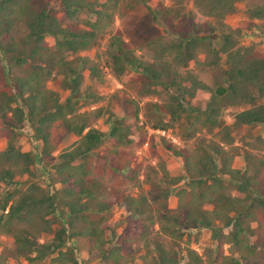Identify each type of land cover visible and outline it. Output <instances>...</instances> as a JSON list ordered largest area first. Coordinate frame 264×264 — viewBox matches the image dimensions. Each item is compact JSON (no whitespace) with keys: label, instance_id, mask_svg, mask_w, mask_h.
<instances>
[{"label":"trees","instance_id":"1","mask_svg":"<svg viewBox=\"0 0 264 264\" xmlns=\"http://www.w3.org/2000/svg\"><path fill=\"white\" fill-rule=\"evenodd\" d=\"M34 1L50 3L52 0H0V138L8 140L7 147L0 151V185L13 188L0 196V236L13 239L15 256L28 264H40L53 255L52 264H76V251L64 247L69 239L81 237L89 241L91 259L128 264V254L122 255L123 250L135 246L140 252L142 245L148 250V232L157 226L158 232L167 236L172 246L166 249L155 244V255L150 256L151 263L147 264H264V53L255 51V46L240 47V30L234 33L232 29H225L226 32L211 40L182 38L174 46L176 65L181 67L193 61L198 42H205L213 55L210 64L217 65L225 59L223 80L208 87L193 75L179 79V73L172 71L167 64L168 73L173 78L167 85L160 86L158 79L163 73L139 62L120 37H112L114 74L122 75L127 68L142 70L144 79L153 81L152 85H159L161 91L169 95L167 105L155 104L154 109L172 122L181 115H185L186 121L192 118L186 114L187 105L197 91L209 94L206 109L202 112L197 108L195 112L200 116L192 118L198 122L195 125L199 128L195 129L190 123L195 133L207 131L212 135L211 142L205 144L204 139L199 145L196 142L194 157L180 150L172 151L182 158L184 174L172 177L162 167L165 186L150 188L147 194L135 197L127 194L135 172L132 171L129 177H119L129 163L114 147L106 149L103 154V160L110 161L108 165L98 168L91 162L90 156L103 145L106 134L91 127L89 116L94 110L80 111L87 104L85 101L79 103L85 98H92L91 103L98 100V95L90 90L82 97L80 93L83 72L86 70L92 78L99 79L101 69L96 64L88 66L85 58L76 55L90 49L99 34L109 27L113 14L106 10L115 11L121 0H105L103 3L98 0L93 3L59 0L57 11L46 9L45 5L37 8ZM123 1H127L128 10L132 8V4L129 5L132 0ZM189 1L200 16L221 21L234 15L236 5L244 0ZM96 6L100 10H95ZM84 8L90 9L95 16L84 29L65 27L57 19V12L70 19ZM245 13L247 27L254 25L260 29L254 23L264 22V0L248 4ZM262 27L264 30V25ZM13 34L18 40H14ZM46 36L55 39V52L47 54L46 60L54 61L53 68L63 76L60 85L70 93L65 100L45 88L44 80L51 75V70L41 64L46 51L43 47ZM13 68L21 70L23 76L9 79L7 75ZM231 107L247 108L235 112L233 123L227 125L221 113ZM94 113L98 115L99 111ZM25 122L31 127L32 137L41 144L44 159L52 157L57 145L67 135L78 137L77 142L58 155L53 173L46 179V189L32 181L23 190L15 186L16 179L21 176L33 178L31 169L37 160L31 152L22 151L11 140L13 132ZM159 124L163 122L159 121L153 129L172 128L168 123L161 127ZM257 126L262 127V136L257 138L259 146L254 153L246 147L225 149L234 144V131ZM130 136L131 128L123 120L112 123L109 137L117 147L129 144ZM168 150L173 148L168 147ZM236 155L245 160L246 165L241 170L231 168ZM181 182L184 187L175 193L178 205L175 209H168V199ZM57 185L61 188L56 189ZM120 185L121 189L118 188ZM114 203L123 206L131 217H136L137 223H129L119 244L107 251L102 248V238L110 226L103 217H93L104 214ZM57 204L64 210V222L53 229L49 219L55 215ZM199 228L211 231L214 244L202 255L180 245L186 235ZM42 235H52L51 240L40 242ZM225 245L229 246V255L224 254ZM149 255L148 252L143 259L147 261ZM0 264H6L1 255Z\"/></svg>","mask_w":264,"mask_h":264},{"label":"rangeland","instance_id":"2","mask_svg":"<svg viewBox=\"0 0 264 264\" xmlns=\"http://www.w3.org/2000/svg\"><path fill=\"white\" fill-rule=\"evenodd\" d=\"M93 3L94 0H87ZM103 3L105 0H98ZM259 0H244L236 5V13L229 16L225 20H217L214 18H204L199 15L196 8L189 0H183L176 2L174 0H135L130 1L132 4L131 9H127L125 1L121 0L118 3V9L115 11L106 10L108 14H113L110 18L109 27L104 30L96 39L94 45L85 51L79 52L76 56L85 58L88 61V66L96 64L101 69L99 79H94L89 75L86 70L83 72V83L81 86L80 97L88 93V90L93 94L98 95V100L94 103L92 98L80 99L79 103L84 101L87 105L80 111H91L93 113L89 116L90 125L95 129H98L106 134L105 141L101 147L92 153L90 156L91 162H93L98 168H102L103 165L109 164V159L103 160L106 149L114 147L115 150L121 153V156L129 163V167L123 170L120 174L124 176H131L132 171L135 172V179L129 183L127 188V194L138 196L147 194L150 188H157L164 185V178H162V167L165 168L162 161L167 157H172L174 150H180L186 153L188 156L195 155L194 149L196 142L198 145L202 143L208 144L211 142L212 135L207 131H195L192 128V123L195 125L197 121H193L194 117L200 116L199 112H195L197 108L200 111H204L207 107L208 94L200 93L199 90L194 99L190 100L187 105L186 114L191 115V119L186 121L185 115H181L177 121L172 120L165 115H161L156 112L154 105L164 106L169 102V95L165 91H161L159 85H152L151 81L144 79L142 70L138 68H127L122 75L116 76L112 70L111 56L114 53V48L111 46L112 37H120L127 45V49L131 51L133 56L137 58L139 62L151 65L155 70L163 73L158 79V82L162 85H167L172 81V74L168 73V68L172 71L179 73L178 78L183 79L188 76H195L197 81L202 85L212 87L216 83L222 82L223 71L226 69L225 59H221L217 65L210 64L213 60V55L209 52L205 42H198L196 56L193 61L186 63L183 66H177L176 49L174 46L179 44L182 38H197L200 40H211L222 32H226L225 29H232L235 33L240 30L238 34V42L240 47L255 46V51L264 53V30L263 21H256L255 26L247 27L248 20L246 16V9L251 2H258ZM34 6L42 8V5L46 6V9L57 11L59 8V0H52L50 3H41L34 1ZM99 9V7L94 8ZM100 10V9H99ZM167 13V14H166ZM57 19L63 26L71 29H84L86 28L89 20L93 21L95 16L91 13L90 9H81L73 18H66L61 13L57 12ZM169 15V16H166ZM248 28V30H247ZM14 40H18L16 34H13ZM221 41V40H220ZM219 42V38L216 43ZM43 47L46 50L41 60V64L48 67L51 70L49 79L44 80L45 88L51 89L56 92L59 99L65 100L70 96V93L65 90L61 85L63 79L62 74L57 73V69L53 68V62L46 60L47 54L55 52V39L46 36ZM217 48L219 46H216ZM66 55L67 58L72 59L73 56ZM67 59V60H69ZM55 60V58H54ZM53 65V66H52ZM3 67H6V63L3 62ZM170 70V72H172ZM48 74V73H47ZM8 78H21L23 72L16 68H13L8 73ZM156 82V81H155ZM11 83H15L11 80ZM86 92V93H85ZM154 92V93H151ZM90 104V105H89ZM84 106V105H83ZM249 107V106H247ZM247 107H231L224 109L221 113L225 122L232 120V115ZM99 111L98 115L94 112ZM202 118V117H201ZM116 120H123L127 126L131 128V136L129 137L131 142L127 145L118 146L113 143V139L109 137V132L112 123ZM159 126L172 125L169 129L171 135L178 139L179 144L174 145L170 140L160 137L155 133L154 126L159 122ZM192 122V123H190ZM227 124V123H226ZM189 125V126H188ZM1 127V121H0ZM159 127V128H160ZM198 129L199 126H193ZM12 141L16 146H20L25 152H31L37 157L36 162L32 166L33 178L19 177L16 182L17 188L22 190L26 187L28 182H36L42 188L47 187L46 179H49V175L53 173V165L57 160L58 155L67 147L78 141V137L70 134L69 138H63L61 142L55 148L52 157L43 158L41 155V144L38 143L32 137V130L30 125L25 122L24 125L16 129L13 132ZM234 133V144L239 147H246L249 151L254 153L256 147L259 146L257 138L262 136V127H244L240 128ZM217 138V137H216ZM202 140V141H201ZM201 141V142H200ZM8 144V140L5 137L0 138V151H3ZM226 147L227 149H234L237 147ZM168 147L173 150H168ZM181 148V149H180ZM168 151V152H167ZM230 151V150H229ZM42 156V157H41ZM109 157V154L106 156ZM42 158V159H41ZM169 160V159H168ZM178 162L171 161L170 168L174 167V174L179 177L181 174L180 165ZM111 164V163H110ZM245 164L244 158L236 159L234 165L241 168ZM166 170V169H165ZM121 183V182H120ZM122 184V183H121ZM165 186V185H164ZM184 185L181 182L179 187H175V190L183 188ZM61 188L59 185L56 189ZM121 189V185L118 187ZM13 188H7L0 185V196L6 194L7 190L12 191ZM56 212L54 216L50 217V221L53 223L52 228L56 229L60 226V222H64L62 213L64 210L57 204ZM103 217L106 223L109 224L110 229L104 234L102 241L105 250H109L111 247L119 244L120 236L129 228V223L136 222V217H131L123 206H119L116 203L102 215H94V219ZM63 218V220H62ZM112 228V229H111ZM113 231V232H112ZM52 235H42L40 242H47L51 240ZM209 232L200 231L198 233H192L191 244L199 241L201 245H195L194 248L200 250L203 246L211 244L209 239ZM188 240L186 236L181 246H185L184 241ZM146 241L148 243L146 247L142 245V250L136 251V247L124 249L122 255H127L126 262L129 264H147L151 263L150 256L155 255V247L157 244L159 247L169 248L172 246L171 241L167 236H164L158 232V227L155 226L148 232ZM214 244L208 246L211 247ZM89 241L85 238L69 239L65 245V249H73L76 251V264H109L108 262L98 259H91L89 255ZM207 247V248H208ZM224 251L228 252L229 246L223 247ZM150 253L147 261L143 259L144 255ZM0 255L6 259V264H28L26 260L21 257H16L14 254L13 239L8 236H0ZM55 255L48 257L40 264H52ZM184 262V261H183Z\"/></svg>","mask_w":264,"mask_h":264},{"label":"crops","instance_id":"3","mask_svg":"<svg viewBox=\"0 0 264 264\" xmlns=\"http://www.w3.org/2000/svg\"><path fill=\"white\" fill-rule=\"evenodd\" d=\"M198 92V91H197ZM199 93V92H198ZM200 93H206L205 91H200ZM208 94V93H207ZM208 97H209V94H208ZM227 123V125H231L232 123H233V121L230 119V122H226ZM241 128H244V127H241ZM232 136L234 137V133H232ZM70 137V135H67V137L66 138H69ZM175 138V137H174ZM176 139V138H175ZM176 144H179V141H178V139H176V143L174 144V145H176ZM234 147H239V146H235V144H234ZM181 149V148H180ZM225 149H226V147H225ZM246 149V148H245ZM22 151H24L23 149H22ZM183 151V150H182ZM25 152V151H24ZM168 152V151H167ZM172 154V157H167L166 158V161L165 160H163L162 161V163H163V165H165V162H166V165H165V168L164 169H166V171L168 172V174L170 175V176H172V177H177V175H175L174 174V172H173V170H174V167L172 168H170V164H169V162L171 161V163L173 162V161H176V162H178L179 163V165L177 164V166H179L180 167V169L181 170H179V171H181V174L183 175L184 174V163H183V160H182V158H180V157H177V156H175L173 153H171ZM242 156H239V155H236L235 157H234V159H233V161H232V166H231V168L232 169H237V170H241V169H243L244 167H245V165L246 164H243V166H241V168H239L238 166H236V165H234V162L236 161V159H239V158H241ZM243 158V157H242ZM169 159V160H168ZM182 175H180V176H182ZM180 189V188H179ZM178 189V190H179ZM178 190H175V192H173L172 193V195H170V197H169V199H168V202H167V206H168V209H175L176 207H177V205H178V198L176 197V192L178 191ZM206 208H210V207H207L206 206ZM200 231H207V232H209V239H210V241H211V244L210 245H212V240H211V231L209 230V229H206V228H199V229H196V230H194V231H191L190 232V235H186V236H188V240L187 241H184V243H185V246L184 247H189L190 249H192V250H194L197 254H199V255H202L203 254V252H204V250L208 247V246H210V245H208V246H205L204 248H203V246H201L202 248H200V250H198L197 248H194V246L195 245H201L200 243H199V241H198V243L197 242H193V244H191L192 242H191V238H192V233H198V232H200ZM185 236V237H186ZM184 237V238H185ZM183 238V239H184ZM211 247H214V245L213 246H211ZM225 247V246H224ZM225 253V255H228V252L227 251H224Z\"/></svg>","mask_w":264,"mask_h":264},{"label":"built area","instance_id":"4","mask_svg":"<svg viewBox=\"0 0 264 264\" xmlns=\"http://www.w3.org/2000/svg\"><path fill=\"white\" fill-rule=\"evenodd\" d=\"M155 133H157L162 138L170 140L172 143H176V139L171 135L170 131L168 130H156Z\"/></svg>","mask_w":264,"mask_h":264}]
</instances>
